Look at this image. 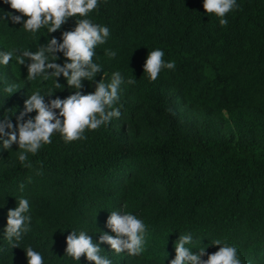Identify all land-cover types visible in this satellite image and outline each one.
Segmentation results:
<instances>
[{
    "label": "trees",
    "instance_id": "obj_1",
    "mask_svg": "<svg viewBox=\"0 0 264 264\" xmlns=\"http://www.w3.org/2000/svg\"><path fill=\"white\" fill-rule=\"evenodd\" d=\"M236 4L221 26V18L205 13L203 0H98L86 18L108 27L110 36L94 50L102 71L82 81L80 91L93 92L96 81L109 83L119 71L114 106L121 115L86 129L83 140L65 143L53 133L50 144L27 154L30 168L19 161L17 145L6 150L0 138V264H27L28 246L44 264H94L64 254L71 231L91 236L112 264H169L179 236L188 234L185 247L194 253H214L219 245L211 243L220 240L237 249L241 264H264V0ZM7 13L21 15L0 0V51L14 52L7 66L0 64V119L10 114L15 130L34 91L54 90L46 103L76 91L62 75L60 89L54 78L28 81L31 61L19 65L17 55L53 37L61 42L85 17L69 18L55 32L31 33ZM154 49L176 66L150 81L143 64ZM106 50L116 55L109 58ZM56 55L63 64V54ZM20 198L29 201L30 231L20 247H11L7 211ZM112 211L144 222L142 255L117 254L99 242L102 232L112 234L106 227Z\"/></svg>",
    "mask_w": 264,
    "mask_h": 264
},
{
    "label": "clouds",
    "instance_id": "obj_2",
    "mask_svg": "<svg viewBox=\"0 0 264 264\" xmlns=\"http://www.w3.org/2000/svg\"><path fill=\"white\" fill-rule=\"evenodd\" d=\"M11 9L21 15L5 14L13 23H21L27 32L36 33L41 28H47V32H55L61 28L69 18L85 17L76 20L72 30L62 33L61 42L55 37L47 44L41 45L36 51L25 49L17 55V63L25 64V57L31 63L27 64L28 81L41 77L43 80L54 78L56 89H60L57 78L61 75L67 81V85L75 89L65 99L55 98L45 102V95H51L54 90L41 95L39 90L34 91L24 101V110L17 117L14 126L10 120V114L0 119V138L2 147L9 149L13 144L21 150L18 154L19 161L30 168L28 153L35 155L42 145L50 144L53 133H59L65 143L86 139L85 130H96L100 126L110 123L113 118H119L120 109L114 105L119 100V90L123 83V77L119 71L113 72L109 83L99 80L95 82V90L91 93L82 94V81H94L98 72L102 71L99 64L93 62L98 45L106 43L110 36L109 28L93 23L86 18L90 12L98 7V0H5ZM205 13L215 14L221 18L219 23L226 26L228 20L225 15L237 8L236 0H203ZM26 17V19H23ZM4 17H0L3 20ZM107 51V50H106ZM56 53H62L66 58L63 64L56 63ZM13 51H0V64L7 66L12 60ZM109 58L116 55L114 51H107ZM165 53L161 49L148 52L143 64V72L150 81L157 80L162 69L175 70L174 61H165ZM51 70V71H49ZM134 84V79L128 80ZM6 91L11 94L13 87L9 86ZM58 109L59 111H54ZM35 111V116L24 120L26 113ZM22 121V122H21ZM6 129L10 131H6ZM6 137V138H4ZM23 184L20 185L21 191ZM29 201L20 198L15 208L8 209L5 238L11 247H20L24 234L30 231L31 216ZM106 227L112 234L102 232L99 242L106 243L110 250L120 254L126 252L129 255L140 256L145 251L146 225L141 219L130 213L121 214L116 211L110 212L106 221ZM65 253L67 256L80 260L83 255L94 264H112V261L100 254L99 243H94L91 236L80 231L77 234L71 231L66 236ZM192 242L190 234L179 236L175 243V256L169 264H241L237 255V249L220 240L211 244L219 245L217 251L211 254L205 253V248L198 252L191 251L185 245ZM27 264H44L42 254L31 246L24 249ZM207 255V259L201 257Z\"/></svg>",
    "mask_w": 264,
    "mask_h": 264
}]
</instances>
